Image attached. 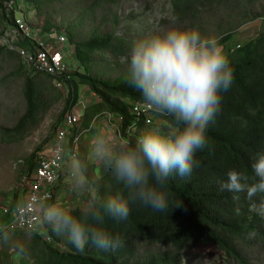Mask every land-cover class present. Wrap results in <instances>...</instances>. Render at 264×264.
<instances>
[{"label": "trees", "instance_id": "1", "mask_svg": "<svg viewBox=\"0 0 264 264\" xmlns=\"http://www.w3.org/2000/svg\"><path fill=\"white\" fill-rule=\"evenodd\" d=\"M25 2V0H22ZM35 5L40 15L59 6L78 12L76 22L69 30L70 42H75L78 30L86 26V20L99 11L118 7L122 0H26ZM230 0H171L176 16L195 17L201 9L228 7ZM208 12V11H207ZM260 17L254 16L251 21ZM115 26L120 24L118 15L114 17ZM52 22L45 21L44 30L53 29ZM236 33V32H235ZM235 33L220 40L234 72L232 85L225 91L219 90L221 102L219 110L206 127V142L193 157V169L189 176L180 177L173 172L162 185L168 194L169 206L163 213L143 205L131 196V189L119 181L112 167L106 163L97 174V180L86 178L85 188L89 194L85 208L68 210L90 226L102 224L111 234L118 235L121 243L115 249L105 250L88 243L83 250L75 248L66 231L58 232L47 218L44 226L54 238L56 247L47 245L42 237L33 236V264H130L127 255H132L137 245H166L181 253L199 246H214L224 258L237 264H245L240 243L261 242L264 244V218L253 211L264 203V194L258 193L252 200L246 193H232L221 190L229 169L248 170L258 153H264V34L244 45L234 41ZM240 46V49H237ZM129 49V48H128ZM125 40L114 34H101L93 29L90 39L77 44L75 58L85 71L78 75L79 84L87 86L97 96V103L85 111L83 127L91 126L94 118L111 113L124 117L122 133L128 138L126 148L118 149L117 154L126 149L136 148L150 127H134L131 105L147 102L142 93L131 83L130 74L116 81L102 80L92 75L93 57L111 52L126 54ZM232 50H235L232 52ZM4 59L19 60V56L0 45V68ZM72 89V88H71ZM26 112L14 131L0 129V138L16 139L39 124L46 113L64 100L61 90L55 86L53 78L35 73L26 78L24 84ZM78 92L74 88L66 100L67 111L78 104ZM163 121L161 134L172 136L186 124L176 114L161 110ZM66 114H61L54 126L57 131ZM157 128L160 125H156ZM159 126V127H158ZM85 128V129H86ZM40 150L34 157V165ZM34 170V167L32 171ZM249 182H254L250 176ZM155 184V178L150 177ZM119 197L129 203L127 219H117L103 212L105 202ZM238 197V199L234 198ZM13 206H15L13 204ZM52 206V204L50 205ZM49 207V206H48ZM17 208V207H16ZM15 208V209H16ZM102 212V219L96 213ZM250 233H255L250 236ZM8 236H10L8 234ZM61 239H66V244ZM19 252L26 255L21 250ZM32 255V256H31ZM141 264H177L171 258L155 257Z\"/></svg>", "mask_w": 264, "mask_h": 264}, {"label": "rangeland", "instance_id": "2", "mask_svg": "<svg viewBox=\"0 0 264 264\" xmlns=\"http://www.w3.org/2000/svg\"><path fill=\"white\" fill-rule=\"evenodd\" d=\"M232 1L235 2L228 7L223 5L215 9H207L208 12L201 9V13L195 17H179L173 11L171 0H122L118 7L99 11L96 15L89 17L86 20L88 24L78 30L75 42H71V47H68L70 56L67 59L72 79L59 88L64 95V100L49 110L39 124L22 137L18 136L12 140L0 138V219H4V211L8 210V213L12 214L16 207L24 204L33 172L34 157L40 150H49L56 134L54 126L61 114H67L66 108L69 106L66 105V100L70 97L72 89L78 92V104L84 99H97L87 86L77 83V76L85 74L75 58L77 44L90 39L93 29H97L101 34L111 33L116 38L124 39L127 46L126 54L116 55L106 52L105 55L93 57L92 75L102 80L116 81L130 74L126 57L137 40L156 32H164L172 27L197 29L202 35H214L219 40L236 32L234 41L242 45L262 36L264 34V0ZM24 3L28 10L32 11V24L36 27L44 28L45 21L49 19L54 28L69 30L70 25L77 20L78 12L71 13L68 6L61 8L57 6L44 15H40L35 5L26 0ZM116 14L120 20L117 26L114 24ZM256 15L260 18L251 21ZM18 17L21 15L19 14ZM34 75L35 72L25 67L21 59H4L0 68V129L14 131L25 115L27 106L23 93L24 84L26 78ZM78 104L72 110L81 106ZM80 109L83 111L84 107ZM97 123V121L94 123L92 131H95ZM83 128L86 130L85 127ZM161 128V125L159 128L153 126L149 130L152 132ZM89 133L91 132L86 131L83 135L78 159L65 166L66 183L58 187L52 207L67 211L78 207L85 208L87 197L89 194H94L92 190L85 188L86 178L97 180V174L100 173L97 168L103 167L106 162L95 153L92 154L91 150L82 148V145L88 146ZM147 133L148 131L145 132ZM117 147L116 150L122 147L124 149L126 144H117ZM33 240H36L35 237L27 233L6 235L0 242V264H19L22 258H26L29 264H33L30 257ZM61 240L66 244V239ZM238 245L245 264H264V244L248 241ZM18 250L27 254L24 255ZM155 257L171 258L177 264H237L233 260L224 258L214 246H199L178 253L170 246L143 244L135 246L132 255L128 254L126 260L130 264H141Z\"/></svg>", "mask_w": 264, "mask_h": 264}, {"label": "clouds", "instance_id": "3", "mask_svg": "<svg viewBox=\"0 0 264 264\" xmlns=\"http://www.w3.org/2000/svg\"><path fill=\"white\" fill-rule=\"evenodd\" d=\"M126 62L131 83L143 98L158 110L176 114L186 126L172 136L149 132L136 148L115 155L101 141L94 153L131 189L133 199L163 213L169 206V197L162 185L173 172L182 178L191 174L193 157L206 142V127L219 110V90L226 91L232 85L234 72L218 37L180 27L137 40ZM250 173L229 169L221 190L246 193L250 201L258 193L264 194V153L253 157ZM250 176L254 182H249ZM150 177L155 178V184L150 183ZM253 211L264 218V203L254 206ZM103 212L127 219L129 203L111 198L105 202ZM96 217L102 219V212H97ZM46 218L58 232L66 231L79 250L84 249L89 237L93 245L105 250L121 243V238L102 224L90 226L63 208L53 206Z\"/></svg>", "mask_w": 264, "mask_h": 264}, {"label": "built area", "instance_id": "4", "mask_svg": "<svg viewBox=\"0 0 264 264\" xmlns=\"http://www.w3.org/2000/svg\"><path fill=\"white\" fill-rule=\"evenodd\" d=\"M19 14L21 17H18ZM32 21V11L28 10L24 1L0 0V45L17 54L25 67L53 78L55 86L61 88L72 79L67 59L68 47H71L69 35L56 28L45 31L42 27L34 26ZM131 108L134 127L163 124L161 110L148 102L134 103ZM85 111L86 106L83 111L79 107L68 111L49 150L37 156L24 204L19 205L12 214L8 210L4 211V219H0V242L8 234L27 233L42 237L49 246L56 245L54 238L46 231L44 219L48 209L52 208L50 205L55 199L58 187L65 181V166L78 159L82 138L86 132L82 129ZM103 116L112 122L114 119L117 138L121 144L127 146L130 136H123L124 117L121 115L104 113L95 118L89 130Z\"/></svg>", "mask_w": 264, "mask_h": 264}, {"label": "crops", "instance_id": "5", "mask_svg": "<svg viewBox=\"0 0 264 264\" xmlns=\"http://www.w3.org/2000/svg\"><path fill=\"white\" fill-rule=\"evenodd\" d=\"M70 56V54L68 55V57ZM92 95L94 96V94L92 93ZM95 103H97V99L96 100H91L90 98H88V100H85L84 101H79V104H81V106H79V108L81 107H84L86 106V109L93 106ZM97 125L95 126V131H90L89 128L87 129L86 127V130H84V128L82 127L83 131H87V132H91L89 133V138L87 142L88 143V146L86 145H82V148L83 149H87V150H91L92 154L94 153V146L97 145V143L103 141L106 145V147L115 155L116 151V148L117 147V144H120L121 145V142L120 140L117 138V134L116 132L114 131V126H113V123L115 122L114 119H113V122L109 119H107L106 117H101L99 121H97ZM93 123V122H92ZM92 125V124H91ZM83 126V124H82ZM94 128V126H93ZM123 148V147H122ZM102 167V166H101ZM100 168H97V170H100ZM66 183V181H64ZM62 186V185H61ZM59 186V187H61ZM59 190V189H58ZM79 205V203H78ZM59 208V207H58ZM22 261L19 262V264H29L27 259L26 258H22L21 259Z\"/></svg>", "mask_w": 264, "mask_h": 264}]
</instances>
